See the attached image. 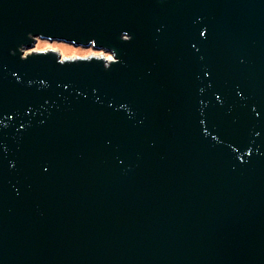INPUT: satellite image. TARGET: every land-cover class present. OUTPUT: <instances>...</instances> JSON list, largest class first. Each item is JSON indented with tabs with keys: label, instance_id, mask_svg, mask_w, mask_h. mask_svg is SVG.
I'll list each match as a JSON object with an SVG mask.
<instances>
[{
	"label": "water",
	"instance_id": "obj_1",
	"mask_svg": "<svg viewBox=\"0 0 264 264\" xmlns=\"http://www.w3.org/2000/svg\"><path fill=\"white\" fill-rule=\"evenodd\" d=\"M0 264H264V0H0Z\"/></svg>",
	"mask_w": 264,
	"mask_h": 264
},
{
	"label": "rangeland",
	"instance_id": "obj_2",
	"mask_svg": "<svg viewBox=\"0 0 264 264\" xmlns=\"http://www.w3.org/2000/svg\"><path fill=\"white\" fill-rule=\"evenodd\" d=\"M49 46L54 47L53 49L57 50L62 57H74L77 55L85 56V55H89L91 53L104 52V51H96V50H93L92 48L74 47V46L69 45V44L58 43V42L51 43V42L43 41V40H39L37 42L35 49L40 50V51H44ZM107 54H111V53H107Z\"/></svg>",
	"mask_w": 264,
	"mask_h": 264
},
{
	"label": "built area",
	"instance_id": "obj_3",
	"mask_svg": "<svg viewBox=\"0 0 264 264\" xmlns=\"http://www.w3.org/2000/svg\"><path fill=\"white\" fill-rule=\"evenodd\" d=\"M57 53L60 55V53L57 51ZM106 52H100V53H91L89 55H85V56H74V57H62L60 58V61L65 62V61H74V60H79V59H91V58H98V59H102L103 61H105L106 63L112 61V60H107V58H109L110 56L113 57V55L110 54H105ZM63 58V59H62ZM114 59V58H113Z\"/></svg>",
	"mask_w": 264,
	"mask_h": 264
},
{
	"label": "bare ground",
	"instance_id": "obj_4",
	"mask_svg": "<svg viewBox=\"0 0 264 264\" xmlns=\"http://www.w3.org/2000/svg\"><path fill=\"white\" fill-rule=\"evenodd\" d=\"M54 47L52 46H49L48 48H46L44 51H40V50H37L35 49V51H31V52H47V51H54V52H57V50L53 49ZM111 55V54H110ZM61 58V57H60ZM114 57L110 56L109 58H107V60H113ZM63 59V58H62Z\"/></svg>",
	"mask_w": 264,
	"mask_h": 264
}]
</instances>
